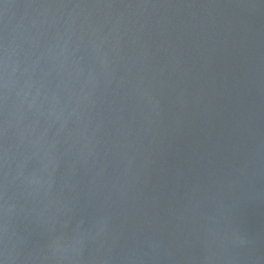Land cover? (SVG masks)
Returning a JSON list of instances; mask_svg holds the SVG:
<instances>
[{
    "label": "water",
    "instance_id": "water-1",
    "mask_svg": "<svg viewBox=\"0 0 264 264\" xmlns=\"http://www.w3.org/2000/svg\"><path fill=\"white\" fill-rule=\"evenodd\" d=\"M0 264H264V0H0Z\"/></svg>",
    "mask_w": 264,
    "mask_h": 264
}]
</instances>
